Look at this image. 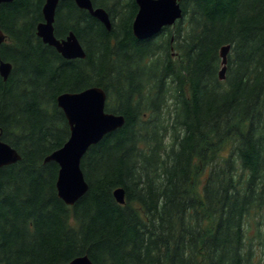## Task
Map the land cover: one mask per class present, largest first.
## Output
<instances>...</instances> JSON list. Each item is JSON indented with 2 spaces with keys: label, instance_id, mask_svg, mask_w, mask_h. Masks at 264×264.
<instances>
[{
  "label": "trees",
  "instance_id": "1",
  "mask_svg": "<svg viewBox=\"0 0 264 264\" xmlns=\"http://www.w3.org/2000/svg\"><path fill=\"white\" fill-rule=\"evenodd\" d=\"M45 2L0 6V61L13 66L0 132L21 155L0 169V264H256L246 224L264 206V0H181L183 18L146 40L135 0H92L109 31L65 0L55 37L76 35L75 60L38 37ZM90 87L125 124L85 154L89 190L68 206L45 158L70 137L58 96Z\"/></svg>",
  "mask_w": 264,
  "mask_h": 264
},
{
  "label": "water",
  "instance_id": "2",
  "mask_svg": "<svg viewBox=\"0 0 264 264\" xmlns=\"http://www.w3.org/2000/svg\"><path fill=\"white\" fill-rule=\"evenodd\" d=\"M14 0H0V6ZM65 0H46L43 7L44 21L37 26V35L44 44L53 47L64 59H85L86 53L71 32L66 39L55 37L56 10ZM82 10L111 30L110 16L103 8H94L92 0H71ZM138 12L133 22V34L138 40H146L159 34L165 27H173L183 18L181 0H135ZM7 40L0 30V45ZM231 46L221 49L222 69L220 80L226 78L228 54ZM12 64L0 61V76L6 81ZM107 94L100 87H90L81 92H67L58 96V107L63 111L70 127V137L64 146L45 158V163L55 162L59 166L56 181L58 197L68 206H74L89 190L81 169V161L88 150L99 144L105 136L121 129L125 124L122 115L106 112ZM21 155L10 144L3 141L0 132V169L18 163ZM120 205H125V190L118 188L113 193ZM69 264H94L88 256L73 259Z\"/></svg>",
  "mask_w": 264,
  "mask_h": 264
},
{
  "label": "rangeland",
  "instance_id": "3",
  "mask_svg": "<svg viewBox=\"0 0 264 264\" xmlns=\"http://www.w3.org/2000/svg\"><path fill=\"white\" fill-rule=\"evenodd\" d=\"M208 173L201 176L199 183L202 187ZM246 237L248 243L253 247L256 264H264V206L254 211L248 218L246 224Z\"/></svg>",
  "mask_w": 264,
  "mask_h": 264
},
{
  "label": "flooded vegetation",
  "instance_id": "4",
  "mask_svg": "<svg viewBox=\"0 0 264 264\" xmlns=\"http://www.w3.org/2000/svg\"><path fill=\"white\" fill-rule=\"evenodd\" d=\"M75 3V2H74ZM77 6V5H76ZM78 7V6H77ZM79 8V7H78ZM80 9V8H79ZM102 24V23H101ZM161 33V32H160ZM159 33V34H160ZM159 34L155 35L154 37L158 36ZM153 38V37H152ZM66 39V38H65ZM151 39V38H150ZM62 40V39H61ZM107 103V102H106Z\"/></svg>",
  "mask_w": 264,
  "mask_h": 264
},
{
  "label": "bare ground",
  "instance_id": "5",
  "mask_svg": "<svg viewBox=\"0 0 264 264\" xmlns=\"http://www.w3.org/2000/svg\"><path fill=\"white\" fill-rule=\"evenodd\" d=\"M116 132V131H115ZM114 133V132H113ZM109 135V134H108Z\"/></svg>",
  "mask_w": 264,
  "mask_h": 264
}]
</instances>
